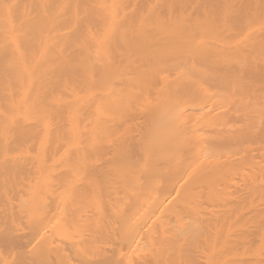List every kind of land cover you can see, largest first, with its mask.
<instances>
[{"label": "bare ground", "instance_id": "1", "mask_svg": "<svg viewBox=\"0 0 264 264\" xmlns=\"http://www.w3.org/2000/svg\"><path fill=\"white\" fill-rule=\"evenodd\" d=\"M0 264H264V0H0Z\"/></svg>", "mask_w": 264, "mask_h": 264}]
</instances>
